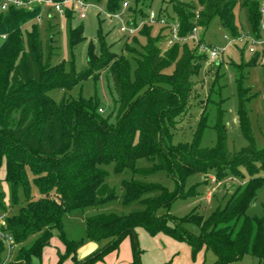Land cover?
<instances>
[{
	"label": "trees",
	"instance_id": "1",
	"mask_svg": "<svg viewBox=\"0 0 264 264\" xmlns=\"http://www.w3.org/2000/svg\"><path fill=\"white\" fill-rule=\"evenodd\" d=\"M59 1V0H57ZM96 4L106 2L110 12H119L124 0H87ZM153 0L145 3L150 7ZM241 1L246 10L251 33L263 37L264 0H171L175 18L158 12L157 24L161 35H153L154 25L144 23L138 33L146 36L145 52L132 64L128 57L112 50L103 32L97 43L88 44V67L77 72L74 59L53 63L54 36L46 43L40 25L23 30L25 24L36 18L39 8L11 7L0 11V169L6 164L5 180L10 185L11 206L17 209L6 217L7 229L18 244L40 234L29 246L18 247L9 264H33L41 259L43 249L50 244L54 230L60 231L65 244V257L73 264H95L108 253L119 248L136 228L143 227L154 236L163 233L177 241L187 242L192 255L212 250L217 258L212 264H231L246 254L257 257L264 264V213L250 216L248 209L264 184V147L258 148L252 132L244 79L238 84V119L248 145L238 151L228 149V130L221 109L216 115V143L212 147L201 145L205 120L199 122L195 137L189 142L173 143L178 118L185 113L194 92L193 78L200 74L207 59L201 51V39L193 47L188 45L194 27L207 28L214 18L234 38L241 32L235 8ZM140 0H136V4ZM144 10L139 12L142 17ZM73 12L67 10L66 17ZM148 15V14H147ZM135 25L139 19L133 17ZM165 19V24L160 20ZM178 24L180 40L161 46L162 39L169 43L173 25ZM52 20L47 29L51 32ZM135 37V36H134ZM86 39L83 25L70 29V45ZM193 41V40H192ZM261 55L256 53L250 61L236 64L239 70L257 65ZM69 65V66H67ZM173 68L172 72L168 69ZM109 70L117 92L118 104L115 121L112 113L107 117L99 113L102 100L95 94L86 97L64 96L55 100L48 91L55 88L71 89L83 81ZM141 158L157 160L152 167L138 168ZM114 163L116 172L131 169L134 173L149 174L164 170L176 177L178 186L170 189L160 183L135 178L122 181L124 203L140 201L145 209L127 214L101 213L87 217V236L93 241H105L84 260L77 258L81 241L67 239L63 230V217L76 208L96 206L118 198L107 183L108 172L103 165ZM245 169L250 178L245 180ZM214 172L218 181L231 174L243 178V185L229 195L207 218L197 210L183 217L170 213V207L180 197L194 194L195 187L185 190L188 177L195 173ZM0 178V214L8 211L6 193ZM34 184L40 196L32 193ZM153 191L158 194L145 197ZM160 209H164L159 213ZM200 228L199 234L186 225ZM135 241V239H134ZM138 249V248H137ZM6 251L0 240V264ZM140 252V251H138ZM139 253L134 264H141Z\"/></svg>",
	"mask_w": 264,
	"mask_h": 264
},
{
	"label": "rangeland",
	"instance_id": "2",
	"mask_svg": "<svg viewBox=\"0 0 264 264\" xmlns=\"http://www.w3.org/2000/svg\"><path fill=\"white\" fill-rule=\"evenodd\" d=\"M127 1L130 2V6L126 10V16L130 15L132 18L137 16L139 22L148 20L149 12L152 10L158 13L161 9V14H164L169 19L176 17L172 9L171 0H153L151 6L148 8L144 5L150 0H140L137 4L136 0ZM184 1L190 3L197 2V0ZM241 3L239 1L235 12L241 32L240 37L244 35V38H234L221 26L217 17L213 19L211 25L207 28L198 26L197 36L199 41L204 38L206 43L225 46V49L216 60L207 56L200 74L193 78L195 85L192 99L185 113L178 118L177 129L173 135V143L192 141L199 122L204 119L206 122L204 124L205 129L201 145L205 147L214 146L217 139L215 128L216 115L219 110L223 109V118L228 130V149L234 152L247 146L248 141L238 119L239 98L237 80L242 75L241 78L244 79V86L247 88L245 94L247 97H251L248 102V109L255 143L258 148L264 147V62L262 61V58H264V34L260 38L262 40L261 43H252L251 36L254 35L251 33L247 13L242 8ZM142 9L144 13L141 17L139 12ZM108 13L110 11L107 9L106 2H102L101 4L94 3L88 9L85 18H80L77 12H73L70 19L66 17V14H56L51 19L55 26L51 32H48L47 29L48 21H38L35 18L25 24L23 30H31L33 24L38 23L44 43H46L49 34L50 36H54L56 49L52 62L55 64L64 60L69 61L70 59H74L77 72H82L88 67V44L91 40L97 43L99 31H101L105 35L108 44L112 46L113 51L122 53L129 58L132 64V75H134L136 58H141L145 52L146 36L138 32L129 34L121 31V23L112 20L108 16ZM125 18V23H127L128 18ZM79 25H83L86 39L81 43L71 46L70 29ZM153 25V35H161L162 28L157 24V21ZM225 35L230 37V41L225 39ZM4 39L5 37L0 36V44ZM164 41L165 38L161 42L163 49L170 46V42ZM195 43L197 42L190 40L188 45L193 47ZM253 45L255 48L254 52L250 50V47ZM256 53L261 55L259 63L239 70L236 64L250 61ZM232 61L236 64H232ZM172 69H168V72L171 73ZM48 94L57 101H60L64 96L77 97L79 94H83L86 97H90L97 94L102 100L99 113L105 117L112 113L111 121H115L114 117L116 116L118 107L116 99L118 95L109 70L100 73L96 80L90 77L71 89L55 88L49 90ZM156 162L157 160L150 158H141L137 161V167H152ZM103 167L108 172L107 183L115 190L119 197L96 206L76 208L70 212H66L63 217V230L67 239L81 241L77 249V258L80 260L86 259V257L105 244V241H93L88 238L87 217L101 213L127 214L145 209L144 204L138 200L130 203L122 201V181L124 179L135 178L142 181L160 183L172 190L178 186L176 177L164 170L142 174L134 173L131 169L116 172L114 163L103 165ZM242 172L245 175V180H248L250 178L248 172L245 169H242ZM261 175L264 176V172H261ZM5 176L6 164L4 163L0 169V178L9 208L4 213L8 216V214L13 215L17 209L10 208L11 190L9 183L5 180ZM243 183L242 177H235L232 174L230 177L228 176L218 181L214 172L208 174L195 173L188 177L185 186L186 191L195 187L194 194L178 198L170 207V213L177 217H183L192 210H197L207 218L218 206L225 203V200L237 188V185H243ZM31 189L35 197L40 196V192L34 184H31ZM156 194L158 192L153 191L144 196L148 197ZM162 211L164 209H160L159 213ZM263 213L264 184L259 188L256 199L248 209L250 216H262ZM186 227L196 234L200 232V228L194 224H187ZM135 231L136 239L128 236L121 242L118 249L108 253L103 259L97 261L96 264H134L135 255L138 253L141 264H212L217 258L212 250L205 249L200 251L196 258H194L192 248L187 242L177 241L163 233L152 236L143 227H138ZM39 235L35 234L31 236L26 242L18 244V247L33 244ZM17 250L13 254L5 251L3 260H6L8 257L7 263L9 264L15 258ZM65 250V244L60 236V231L54 230L50 244L43 249L41 259H34L33 264H58ZM60 264H73V260L68 256L63 258ZM231 264H259V260L252 254H246L242 260Z\"/></svg>",
	"mask_w": 264,
	"mask_h": 264
},
{
	"label": "built area",
	"instance_id": "3",
	"mask_svg": "<svg viewBox=\"0 0 264 264\" xmlns=\"http://www.w3.org/2000/svg\"><path fill=\"white\" fill-rule=\"evenodd\" d=\"M93 4V2L87 0H0V11H7L11 7L26 9L39 8V13L35 19H37L38 21H49L56 14L65 15L67 10L77 12L80 18H85L87 16L88 9ZM129 6L130 2L126 0L123 2L121 11L108 13V16H110L112 20H116L121 23V31L127 32L129 34H135L144 23L153 24L158 21V13L152 10L149 12L148 20L141 21L140 23H138V25H135L134 19L130 15L126 16L125 14ZM262 12L263 19L261 25L262 29L264 30V6L262 7ZM125 17L128 18L127 23H125ZM160 22L165 24L166 21L165 19H161ZM178 27V24L173 25V29L171 30L169 39L170 43L180 40L178 36ZM197 32L198 27H194L192 34L189 36V39L199 43ZM2 36L5 37V35ZM244 37L245 36L242 35L241 37H238L236 39H242ZM251 37L253 44L262 42L260 38L258 39L254 36ZM225 39L230 41V37L228 35H225ZM200 48L203 52L207 53L209 58L216 60L221 56V53L225 49V46H209L207 44H201ZM250 50L252 52L255 51L254 45L250 47ZM262 61L264 62V58H262ZM6 217L7 216L5 213L0 214V240L4 242L6 251H8L9 254H13L18 249V243L15 241L14 236L8 232ZM7 259L8 257L2 262V264H8Z\"/></svg>",
	"mask_w": 264,
	"mask_h": 264
},
{
	"label": "water",
	"instance_id": "4",
	"mask_svg": "<svg viewBox=\"0 0 264 264\" xmlns=\"http://www.w3.org/2000/svg\"><path fill=\"white\" fill-rule=\"evenodd\" d=\"M134 236H135V239H136V234Z\"/></svg>",
	"mask_w": 264,
	"mask_h": 264
},
{
	"label": "crops",
	"instance_id": "5",
	"mask_svg": "<svg viewBox=\"0 0 264 264\" xmlns=\"http://www.w3.org/2000/svg\"><path fill=\"white\" fill-rule=\"evenodd\" d=\"M96 264V263H95Z\"/></svg>",
	"mask_w": 264,
	"mask_h": 264
}]
</instances>
